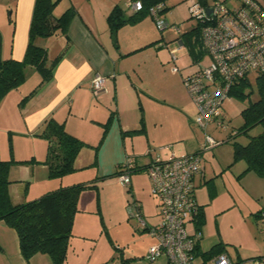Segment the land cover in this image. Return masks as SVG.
<instances>
[{
  "label": "crops",
  "instance_id": "0c3cea01",
  "mask_svg": "<svg viewBox=\"0 0 264 264\" xmlns=\"http://www.w3.org/2000/svg\"><path fill=\"white\" fill-rule=\"evenodd\" d=\"M33 5L34 0H0L1 59H23ZM115 7L121 8L127 15L133 13L127 6V0H57L53 9L54 16L58 17L67 9L73 11L66 34L57 33L36 39L38 45L46 48L48 59L60 56L52 69L50 79L20 105L21 99L41 80L37 69L28 67L23 83L1 99L0 159L7 160L12 156L15 160H32L25 164L13 163L10 166L8 193L12 203L39 198L61 186L95 180L85 179L81 175L84 168L88 170L91 166H96L97 173L106 177L114 166L116 170L117 166L122 168L121 164L130 159L135 166H144L155 156L167 159L176 155L172 151L166 157L161 156L160 152L166 148L170 149L173 146L171 142L176 137L173 130L164 128L160 112H156L158 102L148 101L158 100L157 96L164 93L166 86L171 85L178 89L180 77L183 80L181 70L179 66L168 62L169 73L165 78L154 75V70L158 69L156 68L158 63L155 61L158 54L156 49L161 46V40L150 14H145L135 23L123 24L113 38L107 17ZM181 44L182 41L179 40V45ZM202 55L206 56V53ZM147 56H151L152 59L149 63L144 60ZM206 59L207 56L204 60ZM95 74L105 77L104 89L98 94H94L91 88V79ZM185 88V95L190 96ZM135 103L144 110L141 119H134V112L130 113L131 117L125 119L123 111L129 112ZM189 105L185 100L180 103V108L186 110L185 115L195 123L193 114L196 112ZM50 118L63 123L70 134L84 142L83 147L97 148L96 154L87 152L86 156H83L80 150L74 160L75 170L60 178L50 177L48 174L45 163L48 143L39 135L45 121ZM207 126L200 127L204 131L201 145L205 141ZM189 152L197 153L194 149H190ZM138 171L135 168L130 171L129 188L145 186L151 193L148 175L145 174L147 179L142 185V175H138ZM155 198L158 211L159 201L156 196ZM80 202L81 194L78 207ZM80 210L82 211L79 207L74 218L70 244L76 235L83 232V225L78 229V221L81 220ZM140 210L143 215L142 205ZM203 214L205 216L204 208ZM196 217L197 212L193 218ZM146 224L150 225L147 221ZM189 231L200 233L202 229L195 226ZM140 233L141 236L152 237L145 228L140 227ZM215 244H220L223 251L239 264H254V257L264 255V252L244 253L246 250H241L245 246L242 241L238 242L240 247L228 248V244H233L228 239L221 238L208 242L201 235L196 258L211 259L215 253L206 258L203 253ZM151 245L152 243H149V247ZM38 255L41 254H35L26 263L19 250L16 231L5 221L0 220V264H37L36 261L40 260L46 263V257Z\"/></svg>",
  "mask_w": 264,
  "mask_h": 264
},
{
  "label": "rangeland",
  "instance_id": "374dc122",
  "mask_svg": "<svg viewBox=\"0 0 264 264\" xmlns=\"http://www.w3.org/2000/svg\"><path fill=\"white\" fill-rule=\"evenodd\" d=\"M213 1L207 0L208 4H212ZM256 1L264 5V0ZM223 3L227 6L238 4L237 0H224ZM165 4L168 10L162 17L167 21L168 26L159 30L154 23L161 46L156 49L158 54L155 61L158 63L156 67L158 69L153 73L155 76L165 78L169 73L168 62H170L179 66L183 77L193 70L196 60L203 61L206 58L201 54L200 40L195 33L198 19L191 13L190 0H166ZM173 26H178V31ZM193 29L195 31L192 32ZM189 31L192 32L191 38L182 35ZM182 37L185 40L179 45ZM172 48H175L174 59ZM144 60L149 63L152 59L151 56H147ZM255 74V71L249 74L253 88L250 98L246 95L230 93L223 101L221 116L226 129L217 127L213 122L208 124L205 133L212 136L216 144L198 153L200 170L193 180L195 198L205 210L200 236L202 235L208 242L221 238L228 239L233 243L228 244V248H238L240 247L238 242L242 241L245 246L243 245L241 250L252 254L264 252V217L261 216L264 210V177L254 171L246 170L245 160H233V143L245 144L251 136L262 132V126L259 124L249 128L246 133L238 131L243 121L240 111L257 95ZM183 86L185 87L180 77L178 89L169 85L165 87L164 93L157 96L158 100L146 99L151 103L158 102L156 112H160L164 128L173 130V135L176 137L172 140L173 146L170 149L159 151L162 157L168 156L172 151L176 155L192 154L189 152L190 149L198 152L201 148L204 131L189 120L190 117L185 115L186 110L180 108V103L186 100L190 104L189 107L197 111L191 96L185 95ZM249 90L250 87H246L244 92L247 93ZM126 103L125 101L124 105ZM133 112L134 119L139 120L144 110L135 103L129 112L123 111V117L128 119ZM189 116L193 117L192 114ZM81 151L83 156H86L87 152H92L94 155L97 148L83 147ZM118 170H121V166H117V170L114 166L108 176L102 177L97 173L96 166H91L88 170L84 168L81 175L85 179L95 180H89L93 181L91 182L93 185L81 192L79 207L82 211L79 212L81 220L78 221V229L83 225V232L73 238L64 264H100L104 261L118 264L121 258L126 257L130 258L131 264H164V257L152 261L146 258L149 243L153 245L156 240L153 236L149 238L147 235L141 236L139 223L131 216L129 210L131 203L139 202L142 205L144 218L154 226L159 222L157 200L145 186L139 188L123 186L118 174L112 175ZM138 172V175H142L141 183L144 185L147 173L145 169H140ZM197 225V220L193 218L192 221H187L186 228L190 230ZM40 254L38 256L46 257L47 261L46 263L43 260L36 261L37 264H52L48 254ZM196 260L199 262L202 258ZM202 261L211 264L210 258Z\"/></svg>",
  "mask_w": 264,
  "mask_h": 264
},
{
  "label": "trees",
  "instance_id": "16d2710c",
  "mask_svg": "<svg viewBox=\"0 0 264 264\" xmlns=\"http://www.w3.org/2000/svg\"><path fill=\"white\" fill-rule=\"evenodd\" d=\"M142 8L127 15L121 8L115 7L107 17L109 30L113 38L116 31L125 23H135L145 14H149V9L159 3L162 4L158 13L164 16L168 7L166 0H140ZM200 6L207 5V0H196ZM214 2V1H213ZM57 0H34L33 11L29 26L28 42L23 59L0 58V101L6 93L17 88L26 78L27 68L34 67L40 74L39 84L28 92L20 101L22 105L29 99L44 82L50 79L52 69L59 60L57 55L52 59L47 58V50L36 43L39 37H47L53 34H66L67 27L71 21L73 11L67 9L58 17L54 16L53 9ZM262 7L264 5L260 4ZM198 19V26L195 31L200 40L201 54L205 53L202 44V28L207 20ZM192 32L182 33L191 38ZM185 40L183 37L180 39ZM250 72L234 79L228 94L234 93L239 96H249L253 92ZM256 98L249 101L240 113L242 125L240 130L244 133L255 125L262 126V132L253 135L248 142L241 144L233 143V160L243 159L246 162V170L254 171L264 177V72L255 74ZM250 87L249 92L244 89ZM238 133V132H237ZM47 140L48 148L45 163L48 167L50 177L60 178L75 170L74 160L81 148L83 141L70 134L63 123L57 122L54 118L45 121L39 133ZM204 150L201 145L200 151ZM32 160H15L12 156L7 160L0 159V220L13 228L19 240V250L26 263L37 253H45L50 256L52 264H64L67 258L68 248L73 236V223L76 213L79 211L78 201L83 189L92 186L91 182H81L69 186H61L53 191L45 193L39 198L22 202L12 203L8 193L9 169L13 163L25 164ZM148 164V163H147ZM144 166H135L132 159L123 164L121 171L128 166L129 174L132 169H145ZM120 170L114 172L117 175ZM195 186V185H194ZM129 188V187H128ZM198 204V203H197ZM203 207L198 204L197 217L198 229L203 220ZM200 234V233H199ZM201 237V236H200ZM198 242L195 247V252ZM223 248L220 244L213 245L203 256L209 257L219 252ZM264 259V255L256 256L253 260ZM130 258H121L118 264H131ZM100 264H112L111 261H104Z\"/></svg>",
  "mask_w": 264,
  "mask_h": 264
},
{
  "label": "built area",
  "instance_id": "2783aa9c",
  "mask_svg": "<svg viewBox=\"0 0 264 264\" xmlns=\"http://www.w3.org/2000/svg\"><path fill=\"white\" fill-rule=\"evenodd\" d=\"M223 1L214 0L212 4L200 6L196 0H190L192 15L208 22L201 31L207 59L197 60L193 70L183 76V83L196 105L195 124L205 128L213 122L225 130L221 105L228 98L234 79L246 72H264V7L256 0H237L235 6H227ZM127 6L137 11L142 8V3L127 0ZM161 7L159 3L149 9L159 30L168 26L158 13ZM175 29L178 31V26ZM104 86L105 77L95 74L91 79L92 92L98 94ZM215 144L216 141L206 134L203 148ZM125 167L118 173V179L128 188L130 175L128 166ZM145 170L151 181V193L159 201V222L147 226L137 201L130 204L129 210L140 227L156 240L149 247L146 258L152 261L164 256L166 264H208L196 260L199 232H190L186 228L187 221L193 219L198 210L193 180L200 170L199 155H172L167 159L155 156ZM261 216L264 217V210ZM210 261L212 264H239L224 251L215 254ZM254 264H264V259L254 260Z\"/></svg>",
  "mask_w": 264,
  "mask_h": 264
}]
</instances>
